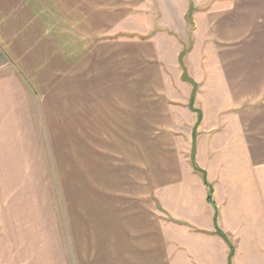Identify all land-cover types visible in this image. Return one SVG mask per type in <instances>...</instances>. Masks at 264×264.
Returning a JSON list of instances; mask_svg holds the SVG:
<instances>
[{"label":"crops","instance_id":"0c3cea01","mask_svg":"<svg viewBox=\"0 0 264 264\" xmlns=\"http://www.w3.org/2000/svg\"><path fill=\"white\" fill-rule=\"evenodd\" d=\"M102 2L0 0V178H35L39 195L26 209L22 199L17 204L31 219L13 229L0 222V264H264V0H229L196 14L206 52L195 57L205 46L195 41L197 23L186 63L199 88L194 107L206 99L195 162L213 187L212 203L193 167V138L176 153L160 141L164 155L154 170L150 152L144 166L142 149L135 175L133 114L119 117V96L98 95L112 89H94L104 66L86 51L87 18L104 17ZM71 33L75 43L82 33L83 43L67 41ZM127 98L134 109V92ZM172 102L163 108L183 116L185 107ZM179 119L163 127L176 128ZM120 121L127 133H116L114 153ZM54 131H79L78 159L57 156ZM66 145L75 152L74 140ZM51 162L61 204L51 199ZM36 219L38 230L30 227Z\"/></svg>","mask_w":264,"mask_h":264},{"label":"rangeland","instance_id":"374dc122","mask_svg":"<svg viewBox=\"0 0 264 264\" xmlns=\"http://www.w3.org/2000/svg\"><path fill=\"white\" fill-rule=\"evenodd\" d=\"M227 1L229 0H103L102 13L104 17L87 18V27L92 30V32L86 34L88 57L90 55L97 56L100 59L99 65L104 66L102 72L104 79L97 81L95 88L94 83H88V89H112L107 94L99 92L98 95L119 96L117 109L119 117L126 112L133 114L134 137L136 139V160L134 161L136 167L134 173L136 176L139 173L137 170L140 164L137 160L142 149H145L142 152V156L145 157L144 166L148 164L146 160L147 154L150 152L151 170H154L159 167V156L164 155L160 141H170L168 146L173 147L175 153L186 152L185 150L189 149L186 142L190 143L192 138L194 139L193 127L196 126L200 114L202 116L201 120L204 118L206 121L208 120V114L205 110V98L202 99L199 108L194 107L196 106L195 101L199 88L195 86L196 83L188 72L186 60L193 44V30L197 23H199V29L197 30L199 35L197 33L196 35L199 40L196 39L195 41H198L201 48L203 43L205 46L201 51L195 50V57L199 58L201 54L206 52L205 27L202 25L201 15H196L197 12L207 13L213 9H218ZM176 21L179 22L178 26L174 23ZM71 34L72 38L66 35L67 41L70 40L71 44H74V33ZM82 35V33L76 35L77 42L75 44L83 43L81 42ZM57 37L61 41L65 40L61 38V35H57ZM67 41L64 42L67 43ZM99 42L103 44L100 45ZM72 47L75 48L73 45ZM107 64L111 66L108 68ZM111 73L113 75L106 77L107 74ZM184 73L191 81L184 78ZM133 92L135 95L134 109H128L126 103L128 98L130 100V96L128 98L127 96ZM164 95H167V97ZM175 100L180 101L185 107L183 116H180V113L176 114L167 108H163L165 102L174 103L172 101ZM162 110L163 112L167 110L170 123L167 121V124H165L166 119L160 117ZM115 111L114 107L113 116ZM179 117L178 125L180 126L181 121L183 125L187 126V130L181 131L182 127L179 126L174 128L175 124L172 121H177L176 118ZM196 117L198 119L194 124L195 126H193L191 125L192 118L196 119ZM124 120L126 121L125 118ZM122 123L120 121L117 126L119 128L113 129L112 139L114 144L109 146L112 152L119 148L117 147L119 143L116 133L121 138H124L127 133V130L120 129ZM163 125L168 128H170L169 125L174 126L173 129L166 130L167 128H164ZM114 126H116L115 121ZM160 127L162 128L160 129ZM78 132L63 131L64 137H62L57 135V131H54L55 141L59 145L57 146L59 148L57 156L78 159L77 145L80 139ZM94 132V130L88 129L87 135L89 133L93 135ZM177 135H180L183 140L173 138ZM105 137L109 138L106 133ZM83 138H85L84 133ZM72 140L75 141V152L69 150L66 145L67 142ZM141 143H148V145L142 146ZM191 149L190 147V152ZM173 151L170 152L169 148L167 153L170 152L171 154ZM72 163L78 164V161ZM247 166L249 168L248 163ZM50 167L57 191L56 194L55 192L51 194V199H54L56 204L57 201L61 204L60 183L56 178L60 174L57 162H51ZM27 173L35 174L32 170ZM49 183L53 189V183L50 181ZM37 187L38 180L32 177L22 179L0 178V222L5 224L6 229H13L15 225L24 222L26 219H31L33 212L20 213L17 204L22 199L23 208L26 209L28 208L25 207L26 203H34L39 196ZM20 190L21 194L18 195ZM39 226V220L37 219L30 223V227H36V230L39 229ZM17 258L18 260L21 259L20 257Z\"/></svg>","mask_w":264,"mask_h":264},{"label":"trees","instance_id":"16d2710c","mask_svg":"<svg viewBox=\"0 0 264 264\" xmlns=\"http://www.w3.org/2000/svg\"><path fill=\"white\" fill-rule=\"evenodd\" d=\"M184 78L190 80L188 77H186L185 73H184ZM190 81H191V80H190ZM193 83H194V82H193ZM195 86L197 87L196 84H195ZM194 93H195V92H194ZM194 95H195V94H194ZM201 119H202V116H201V114H200L199 120H198L196 126L194 127V133H193V135H194V139H193V150H192V163H193L194 170H195L196 172H198L199 174L202 175L203 180H204V183H205L206 187L208 188V201L212 203V202H213L212 198H213V195H214L213 187H212V185H211V184L208 182V180H207L206 172H205V171H202V170L196 165V162H195V151H196V140H195V139H196V136H195V134H196L197 129H198L199 126L201 125V121H202ZM218 233H219L223 238L226 239V236H225L223 233H221L220 231H218ZM233 253H234V250H233V248H232L231 258L233 257Z\"/></svg>","mask_w":264,"mask_h":264}]
</instances>
